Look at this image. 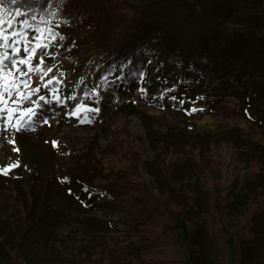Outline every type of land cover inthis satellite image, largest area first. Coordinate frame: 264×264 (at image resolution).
Returning a JSON list of instances; mask_svg holds the SVG:
<instances>
[{
  "label": "rangeland",
  "instance_id": "374dc122",
  "mask_svg": "<svg viewBox=\"0 0 264 264\" xmlns=\"http://www.w3.org/2000/svg\"><path fill=\"white\" fill-rule=\"evenodd\" d=\"M256 9L248 10L253 21L260 19L264 3ZM8 21L7 31L17 33L22 41L17 48L36 47L29 63L34 68L39 65L40 71L24 68L27 74L15 81L21 96L17 98L14 90L11 97L5 96L6 103H0L5 108L0 112V169L19 163L8 175L0 174L1 258L9 259L7 253L19 245L26 225L29 228L20 242L24 264H168L171 254L163 244L166 237L159 233L161 226L138 221L134 215L126 217L122 209L129 199L123 193L113 202L96 199L74 191L80 188H69L66 179H61L67 169L80 164L90 170L88 184L95 177L110 176L126 180L129 186L150 185L146 171L130 166L131 154L137 152L161 179L159 187L169 189L182 210L189 209L188 220L195 216L192 208L205 213L190 245L197 264H223L226 258L222 220L212 213L207 192L210 183L220 179L231 181L222 208L229 228L249 215L248 211L254 214L253 235L244 245L242 264L264 262V136L260 133L264 128V63L258 61L259 48L244 38L240 64L230 61L235 46L223 56L218 53L214 68L209 65L213 75L208 93L197 81V100L188 112V106L182 107L169 95L171 84L158 78L149 79L153 88L147 94L139 80L134 85L136 93L123 89L112 103L103 101L102 81L106 78V86L122 85L129 71L123 65L100 75L106 64L100 42H91L71 56L46 38L29 44L34 35L25 37L19 24ZM254 35L264 44V28ZM219 43L217 37L215 52ZM4 52L13 60L27 55L12 56L10 48L0 47V54ZM41 52L43 64L39 63ZM208 56H212L209 51ZM134 60L128 65L133 66ZM139 61L147 63L145 57ZM198 69L207 71L204 64ZM126 102L136 108L123 107ZM27 108L35 115L25 114ZM9 110H13L10 118ZM18 121L21 131L15 130ZM147 125L154 139L165 146L158 156L143 142ZM12 139L14 144L9 143ZM256 202L261 209L253 207Z\"/></svg>",
  "mask_w": 264,
  "mask_h": 264
},
{
  "label": "trees",
  "instance_id": "16d2710c",
  "mask_svg": "<svg viewBox=\"0 0 264 264\" xmlns=\"http://www.w3.org/2000/svg\"><path fill=\"white\" fill-rule=\"evenodd\" d=\"M263 3L261 0H18L17 3L3 0L0 3V16L5 21V28H10L8 19H12L19 24L25 37L30 33L35 36L36 30H39L41 38L56 42L63 52L67 51L71 56L77 55L91 42H100L106 61L100 75L105 76L110 69L123 65L129 71L128 79L122 85L106 86V78L102 81L103 101L112 103L123 89L136 93L135 86L139 84V80L147 94L153 88L149 79L158 78L157 80L167 85L171 84L169 95L174 101L181 102L182 107L188 106L185 110L190 112L192 104L197 100L195 84L199 86L197 81L202 82L203 90L208 93L209 78L213 75L211 70L219 54L223 56L235 46L234 58H230V61L240 64L239 54L246 38L250 45L259 48L256 55L258 61L264 63L263 39L254 35L257 29L264 28V11L258 21H253L248 12L251 7L258 12L256 8L263 6ZM17 12L20 13L19 16ZM61 36L63 39H60ZM217 37H220V49L215 52ZM14 46L20 48L22 45L17 43ZM208 51L212 56H208ZM23 52L21 48L19 56L25 53ZM133 57L134 65L129 66V60ZM140 57H145L147 63H140ZM202 64L207 71L198 69ZM209 65L212 67L209 68ZM198 101L203 102L202 99ZM122 106L127 109L136 108V104L131 102ZM138 114L145 123L144 115L141 112ZM144 130L145 146L153 154L160 155L165 149L164 144L154 139L150 125ZM260 133L264 136V128L261 127ZM168 155L170 157L172 154ZM100 166L103 168L101 163ZM130 166L146 171L150 176V185L129 186L126 180L110 179V176L105 179L95 177L88 184L86 174L89 175L90 170L85 171L80 164L67 169L61 179H66L65 183H68L69 188H80L74 191L88 193L96 199L114 201L123 193L122 196L129 199L126 209H122L126 217L134 215L138 221H154L161 226L159 233L166 237L163 244L168 246L171 254L168 264H197L190 245L194 229L202 225L205 213L191 207L195 216L188 220L186 213L188 214L189 209H185L186 212L182 210L181 205L171 198L170 190L160 188L163 183L152 172L147 158L143 159L139 153L133 152ZM231 189V181L220 179L211 182L207 192L212 213L219 215L222 220L221 234L226 256L223 264H242L244 245L253 235L254 214L248 211L249 215L233 229L229 228L223 219L222 208ZM21 206L23 210L22 203ZM253 207L262 208L260 202L254 203ZM27 228L29 226L25 225L20 234L19 245L9 249V259L0 257V264H24L20 242L24 241Z\"/></svg>",
  "mask_w": 264,
  "mask_h": 264
},
{
  "label": "snow or ice",
  "instance_id": "6c2138e0",
  "mask_svg": "<svg viewBox=\"0 0 264 264\" xmlns=\"http://www.w3.org/2000/svg\"><path fill=\"white\" fill-rule=\"evenodd\" d=\"M3 0H0V3H2ZM18 0H11V3H17ZM17 15L19 16L20 13L17 12ZM5 21L3 20V17L0 16V47L7 46L12 50L11 55L19 57L20 49H17L14 45L17 43H22V41L17 39L18 34L15 32L9 33L7 29L4 27ZM8 27H11V24L9 23ZM42 37V34L39 32V30H36V35L29 40V44H31L32 40H37ZM55 39V36L53 37ZM60 39H63L61 36ZM42 47H47L46 45H43ZM23 51L27 54L25 57H20L18 59H11L8 52H4L0 54V103H6L5 96L11 97L13 94V91H16L17 98L21 96V93L19 92V86L15 83L18 76H24L27 74V72H31L33 70L40 71L39 65H37L35 68L29 63V61L33 58H35L36 55V47H29L28 45H25L23 48ZM43 55L44 53L41 52L39 56V63L43 64ZM8 61V63H5V61ZM24 68L27 69V72L24 70ZM7 69V71H5ZM48 72L51 71L50 68L47 69ZM6 77H10L11 79H7ZM51 82V81H50ZM25 86H27L25 84ZM33 91H39V89H33ZM40 100H44V97L41 96ZM5 111L4 107H0V112ZM25 114L31 113L35 115V112L32 108H27L23 110ZM13 110H9V118L11 117ZM23 119V117H21ZM31 123V122H30ZM44 123H47V121H44ZM27 127V126H24ZM7 130V129H5ZM16 131L23 130L20 122H17V125H15ZM9 143L14 144L15 140L12 139L9 141ZM55 146V145H54ZM14 151H19L18 148H14ZM19 167V163L15 162L9 167H5L3 169H0V174L2 175H8L11 171V169Z\"/></svg>",
  "mask_w": 264,
  "mask_h": 264
}]
</instances>
